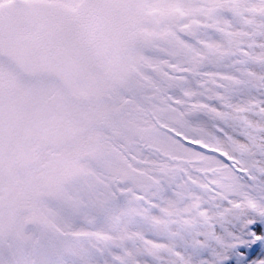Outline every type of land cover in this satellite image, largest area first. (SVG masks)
<instances>
[{
    "label": "snow or ice",
    "instance_id": "1",
    "mask_svg": "<svg viewBox=\"0 0 264 264\" xmlns=\"http://www.w3.org/2000/svg\"><path fill=\"white\" fill-rule=\"evenodd\" d=\"M0 264H264V0H0Z\"/></svg>",
    "mask_w": 264,
    "mask_h": 264
}]
</instances>
